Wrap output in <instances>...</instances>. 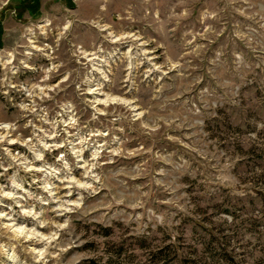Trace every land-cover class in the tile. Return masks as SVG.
Wrapping results in <instances>:
<instances>
[{"label": "rangeland", "instance_id": "obj_1", "mask_svg": "<svg viewBox=\"0 0 264 264\" xmlns=\"http://www.w3.org/2000/svg\"><path fill=\"white\" fill-rule=\"evenodd\" d=\"M0 264H264V0H0Z\"/></svg>", "mask_w": 264, "mask_h": 264}, {"label": "clouds", "instance_id": "obj_2", "mask_svg": "<svg viewBox=\"0 0 264 264\" xmlns=\"http://www.w3.org/2000/svg\"><path fill=\"white\" fill-rule=\"evenodd\" d=\"M145 127H147V125H145ZM65 141L67 142L66 138ZM82 146L87 147V141H81ZM71 147V146H70ZM77 158H79V151H77L76 153ZM61 170H67L66 172V178H71V169L69 168V164L68 161L65 159L61 158V163H60V167L56 168V169H52L51 170V175H55L57 171H61ZM91 179H93V181H95V177H91ZM73 185L77 184L78 182L73 180L72 181ZM47 182H45V190L47 191ZM107 186L103 180L100 181V183L96 184L95 187L93 188H88L86 185H81V187L84 188V192L83 194H81L79 196V202H83L84 199H86L87 196H91L93 195V193H95L96 191L99 190L100 187H105ZM74 190L79 191V188H74ZM148 195V193H141L142 197H146ZM38 198V197H37ZM126 199V197H121V199L119 201L116 200L115 197H113V199L109 202V203H105V202H101L98 206L100 207H104V208H109L112 204H116V203H123L124 200ZM132 207L135 206H142V200L141 199H137L136 203L133 205H130ZM78 207V205L76 206ZM72 210H76L75 208H73ZM94 210V209H92ZM103 215H107V212L103 213ZM67 224V221L65 222ZM76 252L73 251L72 253L69 254V256L75 255Z\"/></svg>", "mask_w": 264, "mask_h": 264}, {"label": "bare ground", "instance_id": "obj_3", "mask_svg": "<svg viewBox=\"0 0 264 264\" xmlns=\"http://www.w3.org/2000/svg\"><path fill=\"white\" fill-rule=\"evenodd\" d=\"M4 127V126H3ZM2 128V127H1ZM11 225L13 226V223H11ZM14 232H18L20 234H23V230L22 228H18V229H15Z\"/></svg>", "mask_w": 264, "mask_h": 264}]
</instances>
